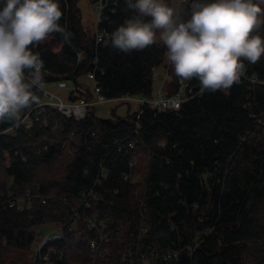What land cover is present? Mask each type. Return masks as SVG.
I'll return each mask as SVG.
<instances>
[{
	"label": "trees",
	"instance_id": "obj_1",
	"mask_svg": "<svg viewBox=\"0 0 264 264\" xmlns=\"http://www.w3.org/2000/svg\"><path fill=\"white\" fill-rule=\"evenodd\" d=\"M78 1L59 0L68 41L53 32L29 45L43 60L44 84L74 82L66 101L91 96L89 72L107 98L176 90L159 34L130 52L110 38L97 44L96 31L81 25ZM191 10L189 0L180 14L187 19ZM134 14L119 0L96 30L111 36ZM254 32L264 36V25ZM244 63L247 76L229 89L201 90L177 110L145 108L137 133L131 114L77 121L51 105L29 128L18 122L35 104L20 120L0 122V264H140V253L152 252L148 264H264V55ZM188 81L201 89L197 78ZM33 92L40 102L42 91ZM21 198L28 208L7 204ZM87 218L104 223L95 260L90 242L99 234ZM44 225L55 228L43 233ZM207 225L212 233L191 252ZM44 234L52 239L38 249ZM169 250L177 256L165 259Z\"/></svg>",
	"mask_w": 264,
	"mask_h": 264
},
{
	"label": "clouds",
	"instance_id": "obj_2",
	"mask_svg": "<svg viewBox=\"0 0 264 264\" xmlns=\"http://www.w3.org/2000/svg\"><path fill=\"white\" fill-rule=\"evenodd\" d=\"M135 14L113 31V47L130 52L159 39L167 48L175 74L193 77L202 91L226 90L264 55V0H191L184 19L175 0H126ZM59 0H0V122L20 120L25 109L39 103L33 89L43 78L44 63L29 45L60 32Z\"/></svg>",
	"mask_w": 264,
	"mask_h": 264
},
{
	"label": "built area",
	"instance_id": "obj_3",
	"mask_svg": "<svg viewBox=\"0 0 264 264\" xmlns=\"http://www.w3.org/2000/svg\"><path fill=\"white\" fill-rule=\"evenodd\" d=\"M119 0H95V19H96V27L99 26V24L102 21H107L113 14L116 12V7ZM171 3H173V0H170ZM189 0H175V4L177 7V10L180 12V7L188 3ZM111 36L107 32L105 27L100 28L99 30H96L95 34V41L96 43L103 42L104 40L109 39ZM79 61L81 59V54L77 53ZM95 62H97V59H95ZM88 79L92 83V94L90 97H81L77 99L76 101H66L63 100L59 95L56 94V92H52L47 89L46 85L42 82V80L36 85L43 93V99L35 104L33 108L27 112L21 120L18 122V124H21L25 126L26 128L31 127L33 120H38L40 115L42 114L43 110L46 106H55L60 113L65 115L66 117H72L75 120L79 121L84 119L86 116L93 115L95 113V110L97 106H99L102 103H105L107 101H120V102H126L129 105V109L131 108L130 102H133L134 109L132 111H128L125 117L127 119V116L129 114L133 115V129L134 133H137L140 126H141V117L143 114V110L145 108H153L156 110H177L181 107V104L183 101L188 99L189 96H195L196 94H199L201 89L200 87L197 88L194 84L189 83L188 80L182 79L176 75V81H177V88L174 92L164 95L161 93L160 88L156 92V96L152 99H148L143 96H136L131 95L128 93L121 94L119 96L113 97V98H107L106 96L102 95L100 93V88L98 87L97 81L95 79V73L89 72L87 75ZM165 78L169 77L167 72L164 73ZM247 71L241 76L246 77ZM56 89H66L68 92L74 91L76 86L75 83L72 81H69L64 78H59L57 81L53 82ZM133 143L129 144V147H132ZM133 162L131 163V165ZM217 182V180H216ZM89 196H95L92 188L87 191L86 197L82 201V204H84L86 207L89 206L88 198ZM26 203V204H25ZM7 204L10 207H16L18 210H22L23 206L29 207V203L27 202V199L21 198L16 200H9L7 201ZM199 204L197 202L191 203V206L197 207ZM200 216L199 218H201ZM87 223L89 224V227L92 229H95L99 234V240H92L90 242V247L93 253L92 259L95 260V256L100 248V243L105 240V235L102 233V229L104 227V223L102 221H96L92 218H87ZM213 227L210 225H207L204 227L203 230L196 233L194 237V243L188 248L191 252L195 251L205 240V238L212 233ZM52 239L50 234H44L41 237V240L38 245V249H40L42 243L45 241ZM169 256L165 257H175L177 256L176 250H169L168 252ZM156 253L152 252L149 256L144 255L143 253H140V264H148L150 259L155 257ZM46 258V257H45ZM138 264V263H137Z\"/></svg>",
	"mask_w": 264,
	"mask_h": 264
},
{
	"label": "rangeland",
	"instance_id": "obj_4",
	"mask_svg": "<svg viewBox=\"0 0 264 264\" xmlns=\"http://www.w3.org/2000/svg\"><path fill=\"white\" fill-rule=\"evenodd\" d=\"M95 0H79L78 1V8L81 12V25L83 28L89 30L91 33L96 31V20H95ZM83 79L87 81L89 88L92 89L91 81L84 76ZM47 89L56 92L63 100H66V89H56L55 85L52 84H45ZM129 104L126 102H120L116 100L107 101L105 103L100 104L97 106L95 113L98 117H111L114 114L120 116H126L128 111H132L134 109L133 102H130L131 108L129 109ZM55 227L44 225L41 226L40 229H43V233H49L53 231ZM59 233V232H57Z\"/></svg>",
	"mask_w": 264,
	"mask_h": 264
},
{
	"label": "bare ground",
	"instance_id": "obj_5",
	"mask_svg": "<svg viewBox=\"0 0 264 264\" xmlns=\"http://www.w3.org/2000/svg\"><path fill=\"white\" fill-rule=\"evenodd\" d=\"M191 97H193V96H192V95H191V96H189V97H188V99H189V98H191Z\"/></svg>",
	"mask_w": 264,
	"mask_h": 264
}]
</instances>
